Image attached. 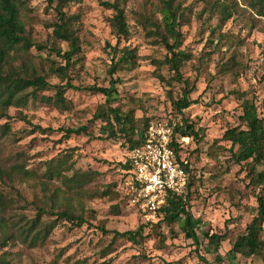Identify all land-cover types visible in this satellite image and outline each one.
Masks as SVG:
<instances>
[{
	"label": "rangeland",
	"instance_id": "374dc122",
	"mask_svg": "<svg viewBox=\"0 0 264 264\" xmlns=\"http://www.w3.org/2000/svg\"><path fill=\"white\" fill-rule=\"evenodd\" d=\"M25 1L27 9L22 19L26 31L34 42L50 44L51 26L58 22L59 1L51 6L46 0ZM235 1L234 16L223 28L226 40L218 47L210 36L217 27L218 15L205 9L200 0H177L183 8H189L188 24L181 28L184 39L178 50L189 54L191 61L181 73L190 86L196 82L191 99L197 104L184 111V116L173 110L170 101V94L180 98L183 84L172 82L169 86L158 78L155 62L164 60L167 51L154 45V39L146 37L141 25L142 16L162 18L157 14L160 0L121 3L130 29L129 38L121 40L114 36L110 26L115 11L108 6L116 0H75L64 9L77 18L75 29L80 39L81 52L72 57L74 66L69 71L74 86L115 88L111 106L119 107L123 113L133 110L136 119L153 117L177 124L183 123L184 118L207 130L205 140L200 144L192 142L187 153L193 178L189 211L196 224L190 229L184 216L170 226L164 222L142 224L123 199L122 167L128 146L120 127L113 119L107 123L92 121L107 98L70 90L66 94L70 109L64 112L31 99L27 105L12 107L0 117V126L8 124L10 129L0 139V166L9 173V178L0 179V193L7 204L9 220L3 231L12 236L7 246H2L6 237L0 234L2 260L9 264H264L260 252L249 259L236 256L234 261L227 256L232 248L231 237L256 216L255 193L259 191L249 186L246 171L231 159L230 145L219 140L229 127L238 126L242 94L255 97L259 105L264 100V18L258 17L247 1ZM61 48L63 54L69 51L65 44ZM123 48H137L138 64L125 65L114 73V60L118 61ZM235 50L242 65L238 78L220 71ZM21 53L48 71L51 61L65 66V61L50 49ZM160 73L172 80L173 75L166 68ZM49 80L52 85L60 84L54 76H49ZM55 93L53 90L42 96L53 97ZM83 127H87L88 135L63 138L62 130ZM60 161L65 162L61 170L64 176L72 177L76 171L100 173L85 188L88 195L82 203L87 223L76 228L59 222L46 239L31 243L35 232L25 240L19 228L33 223L39 208L48 211L53 205L52 197L57 206L64 203L63 178L55 175L49 179L46 175L47 169ZM106 190H110L109 195L101 196ZM91 211L95 217L90 215ZM52 220L43 216L42 223ZM102 226L110 233L104 235ZM115 231L139 232L140 237L114 240L111 232ZM225 234L227 237L220 244L218 240L210 242L211 236Z\"/></svg>",
	"mask_w": 264,
	"mask_h": 264
},
{
	"label": "trees",
	"instance_id": "16d2710c",
	"mask_svg": "<svg viewBox=\"0 0 264 264\" xmlns=\"http://www.w3.org/2000/svg\"><path fill=\"white\" fill-rule=\"evenodd\" d=\"M51 6L55 0H46ZM59 4L56 8L58 22L51 26L52 34L50 44H38L31 38L30 33L26 31L25 23L22 19V13L27 9L25 0H0V117H4L5 113L12 107L20 108L29 102V100L41 101L46 104L54 105L59 111L70 109L66 94L70 90H82L90 93L101 94L107 98L106 104L97 109L92 121L109 122L111 119L116 121L120 127L121 135L128 146V153L142 142V135L147 131L149 125L153 121H162L158 118L136 119L135 112L129 110L123 113L119 107H112L115 88H98L86 87L81 89L73 85V80L70 76V69L74 66L72 57L81 52L80 39L76 34L75 24L77 18L69 16L64 12V9L75 0H58ZM77 1V0H76ZM126 0H116L114 4H109L108 7L115 11L114 17L110 21V26L114 36L118 40L128 39L130 29L127 24L124 10L121 8V3ZM204 3V8L216 13L218 24L215 30L212 31V42L216 46H220L226 40V34L223 33V28L234 16L237 9L235 0H200ZM248 2L256 15L264 18V0H245ZM189 8H183L177 0H160L157 14L162 16L159 19L157 16H142L141 25L146 32L147 38H152L154 45L161 46L167 51L164 60L156 61L157 76L167 85L171 86L172 82L183 84L182 94L179 99H175L170 94V101L173 110L180 116H184V111L190 109L197 104L191 99L192 94L196 91V82L191 86L183 79L182 69L185 64L191 61L189 54H184L178 50V45L184 39L181 31L183 26L188 24L187 12ZM203 15V14H201ZM216 35V36H215ZM65 44L69 51L63 54L61 45ZM239 46V45H237ZM35 49L38 52L51 50L53 54L65 61V66L57 65L55 61H51V67L48 70L37 67L35 63L25 57L21 51L29 52ZM216 49V48H215ZM220 49V48H218ZM120 57L117 62L114 60L112 72H117L125 65L137 66L138 50L123 48L119 51ZM238 51L235 50L231 58L220 68L221 73L231 74L235 78L240 77L241 63L237 60ZM163 68H166L173 77L172 80L165 79L160 73ZM49 76H54L60 80V84L52 85ZM55 90L53 97L42 96V93ZM117 95V94H116ZM242 114L238 117V126L229 127L219 141L230 145L231 159L233 162L242 166L246 171V177L249 179V186L253 190H258L255 193L257 200L256 216L247 224L245 229L231 237V250L227 256L231 261H234L236 256L243 258H252L259 252L264 256V100L261 105L257 104L255 97H248L242 94L239 98ZM39 129L34 127V130ZM2 135L6 136L10 133L9 125L0 126ZM63 138L69 140L71 136L88 135L87 127L81 129H65ZM207 130L205 128H197L194 122L183 118V123H177L174 127V146L179 157L182 158L184 167L189 174L188 183L185 192L181 196H171L167 203L163 206L159 219L156 222L145 223L142 221L141 215L132 207L143 225H158L161 222L173 225L178 222L180 216H184L189 223V228L195 227V221L189 211L191 203V164L187 153L192 142L196 144L202 143L206 138ZM184 138H188V142H183ZM65 162L60 161L58 165H52L47 169L46 175L49 179L58 175L63 178V183L66 191L63 193L64 203L57 206V201L53 199V205L47 211L45 208L38 209L37 219L30 225L21 226L19 229L22 235L28 240L31 233L35 232V237L31 243L37 242L39 239L46 237L57 227L59 222H67L76 228H82L87 220L85 219V207L82 203L83 198L88 195V190L85 188L94 181L99 172L94 171H76L72 177L64 176L61 172ZM108 164L107 162H104ZM123 189L125 188L126 172L130 170L128 161L123 165ZM260 168V170H259ZM21 169V168H20ZM9 178V173L0 166V179ZM47 189V187H45ZM110 190L101 193V196L109 195ZM118 193V192H117ZM119 194V193H118ZM125 204L129 205L128 198L125 196ZM77 201V204H74ZM59 207V209H57ZM7 204L4 201L3 195L0 193V234L6 239L2 240L1 245L7 246L12 236L3 229L9 220L6 218ZM92 217H95L93 211L90 212ZM43 216H50L54 220L48 224L42 223ZM104 235L110 232L106 231L105 226L100 228ZM113 239L119 237L134 239L140 237L139 232H111ZM226 234L219 236L213 235L210 237V242L216 240L219 244L226 239ZM220 262L223 259L218 256ZM0 264H9L7 261L0 258ZM109 264V263H105Z\"/></svg>",
	"mask_w": 264,
	"mask_h": 264
},
{
	"label": "built area",
	"instance_id": "2783aa9c",
	"mask_svg": "<svg viewBox=\"0 0 264 264\" xmlns=\"http://www.w3.org/2000/svg\"><path fill=\"white\" fill-rule=\"evenodd\" d=\"M174 127L168 120L151 122L141 144L127 155L125 196L145 223L156 222L168 198L181 196L188 183L189 174L174 146Z\"/></svg>",
	"mask_w": 264,
	"mask_h": 264
}]
</instances>
